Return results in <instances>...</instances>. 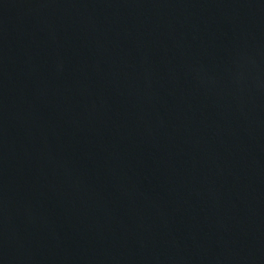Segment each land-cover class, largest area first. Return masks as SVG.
I'll list each match as a JSON object with an SVG mask.
<instances>
[{"label":"water","instance_id":"obj_1","mask_svg":"<svg viewBox=\"0 0 264 264\" xmlns=\"http://www.w3.org/2000/svg\"><path fill=\"white\" fill-rule=\"evenodd\" d=\"M0 264H264V0H0Z\"/></svg>","mask_w":264,"mask_h":264}]
</instances>
